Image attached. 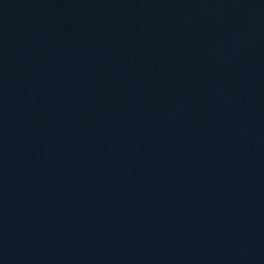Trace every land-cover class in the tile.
Listing matches in <instances>:
<instances>
[{"label": "water", "instance_id": "1", "mask_svg": "<svg viewBox=\"0 0 264 264\" xmlns=\"http://www.w3.org/2000/svg\"><path fill=\"white\" fill-rule=\"evenodd\" d=\"M0 264H264V0H0Z\"/></svg>", "mask_w": 264, "mask_h": 264}]
</instances>
